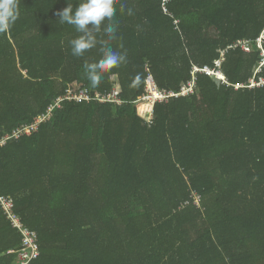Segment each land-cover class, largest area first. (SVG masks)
<instances>
[{
	"label": "trees",
	"instance_id": "1",
	"mask_svg": "<svg viewBox=\"0 0 264 264\" xmlns=\"http://www.w3.org/2000/svg\"><path fill=\"white\" fill-rule=\"evenodd\" d=\"M123 2L111 46L126 61L98 86L84 65L101 46L71 54L67 0H18L0 32V138L46 118L0 148V195L38 233L31 264H264V84L250 88L264 81V0ZM222 52L226 84L194 76ZM148 65L160 91L197 78L195 94L141 102ZM117 85L122 106L66 100ZM21 248L0 202V264Z\"/></svg>",
	"mask_w": 264,
	"mask_h": 264
},
{
	"label": "clouds",
	"instance_id": "2",
	"mask_svg": "<svg viewBox=\"0 0 264 264\" xmlns=\"http://www.w3.org/2000/svg\"><path fill=\"white\" fill-rule=\"evenodd\" d=\"M118 4L123 12V0H79L75 8L73 3L67 0V7L57 12L61 24L74 26L79 33L69 41L73 56L83 57L98 44L101 46L102 57L97 62L84 65L87 79L93 86L100 84L102 74L126 61V55L115 51L111 46V42L117 39L114 17ZM19 14L18 0H0V32L9 30L19 18ZM101 33L107 39H98V34Z\"/></svg>",
	"mask_w": 264,
	"mask_h": 264
},
{
	"label": "built area",
	"instance_id": "3",
	"mask_svg": "<svg viewBox=\"0 0 264 264\" xmlns=\"http://www.w3.org/2000/svg\"><path fill=\"white\" fill-rule=\"evenodd\" d=\"M166 1L168 0H164V2ZM165 11L167 12L168 10H165ZM263 38L264 36H262L258 40L259 45H261ZM239 45H241L245 51L247 52L250 51V45L248 42L239 43ZM224 53L225 52H222V59L216 61V69H213L210 67H206L205 69L196 68L194 72V76H197L199 72H202V74H206L212 77L218 83L226 84V79L223 76L222 71L220 69L222 62L224 60ZM148 71L150 75L147 80V95L141 99V102H149L150 104H152V106H154L156 104L168 103L171 99H178L181 97L186 98V97H189L195 94V90L197 86V78H195V80L192 83H190L189 86L182 89V91L179 94H175V93L160 91L156 86V83L154 81V77L151 74V69L149 65H148ZM263 84H264V81H262L258 85L255 83H252L250 88L261 87ZM119 94H120V88L117 85L115 91L109 97L101 98L100 96H97L96 99H93L90 97V94L87 90H80V92L77 94L70 92L66 100H69V101L75 100L77 102H82V101L93 102L94 100H98L102 103H111V104L122 106L123 102L119 99ZM45 119L46 118L44 117L40 118L38 122L36 123V125L29 126L26 129L17 132L15 135L10 134V135H5L1 137L0 138V148L4 147L6 144H8V142L11 139L15 137L19 138L20 136L24 134L30 135L33 131L37 129L40 123L45 121ZM152 122H153V116H151V120H150L151 124ZM0 202L3 207L4 213L8 215L14 227L18 229L21 233L22 248L19 254L20 255L19 264H31L32 262L38 260L40 258V244H39L38 233L36 231L30 230L22 222L21 217L16 213V209H15L16 203L14 199L6 198L0 195Z\"/></svg>",
	"mask_w": 264,
	"mask_h": 264
},
{
	"label": "bare ground",
	"instance_id": "4",
	"mask_svg": "<svg viewBox=\"0 0 264 264\" xmlns=\"http://www.w3.org/2000/svg\"><path fill=\"white\" fill-rule=\"evenodd\" d=\"M110 96V95H109Z\"/></svg>",
	"mask_w": 264,
	"mask_h": 264
}]
</instances>
